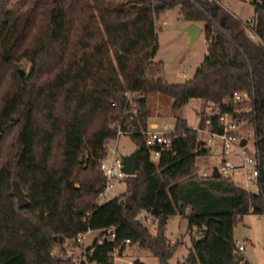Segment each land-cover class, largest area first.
Instances as JSON below:
<instances>
[{
	"label": "trees",
	"instance_id": "trees-1",
	"mask_svg": "<svg viewBox=\"0 0 264 264\" xmlns=\"http://www.w3.org/2000/svg\"><path fill=\"white\" fill-rule=\"evenodd\" d=\"M220 1L0 0V264H76L50 254L88 228L109 227L114 242H94L82 264H113L110 254L120 248L121 256L125 240L170 264L178 247L166 226L174 216L198 234L183 264H249L235 254L233 231L245 216L264 218V0H251L253 38ZM175 8L187 24L203 25L207 53L191 80L169 85L153 62L155 23ZM127 91L138 95L129 136L139 155L136 173L124 178V194L98 206V160L116 138L111 124L123 115ZM241 91L251 103L225 111L248 109L235 117L253 127L261 193L201 177L195 162L209 152L184 119L151 161L147 96H165L179 111L192 99L215 105ZM13 181L25 193V209L12 195ZM140 214L155 218L154 234Z\"/></svg>",
	"mask_w": 264,
	"mask_h": 264
},
{
	"label": "rangeland",
	"instance_id": "rangeland-1",
	"mask_svg": "<svg viewBox=\"0 0 264 264\" xmlns=\"http://www.w3.org/2000/svg\"><path fill=\"white\" fill-rule=\"evenodd\" d=\"M220 6L226 13L242 23L253 19L254 12L251 0H221ZM196 24L203 29L201 23ZM185 30L186 22L180 17L178 8L167 11L158 18L156 25L158 48L153 62L162 64L163 81L169 85L183 84L191 80L207 53V44L203 35H200L192 44H189V37L185 33ZM26 71H28V68ZM146 100L148 130L155 128L154 130L157 132H170L175 127L176 120L179 118L184 119L187 127L190 129L196 126L194 114L187 105L179 111H172V101L165 96L150 94ZM195 104L200 106L201 101L196 100ZM238 134L248 142V150H252L254 147L252 125L249 122L243 121L238 126ZM110 145L117 147V154L120 158L128 157L136 152V145L128 136H122L117 141H112ZM218 160L217 156L212 155L198 157L195 162L198 174L205 169L209 170L214 167L218 163ZM153 163L155 164L156 162L153 161ZM125 191L126 185L124 180L116 182L114 190L108 194V198H117L124 194ZM144 215L143 217L147 221L143 225L148 228L150 233L154 234L156 221H154L152 216ZM253 217L247 219L249 221L257 220L256 217ZM245 221L242 219L236 225L233 231L234 241L242 242L246 239L249 240L251 243L247 245L241 256L249 264H264V222L261 224L263 227L261 225L260 227L258 225L254 227L255 232L260 236V240L256 244L253 239H250V225L248 226ZM95 237L96 234L88 236L84 240V247H89ZM166 237L171 240V245L178 247V251H176L169 263L183 264L191 248V240L197 238L198 234L195 229L191 231L187 230V221L184 218H177L169 222ZM54 250L57 251L58 249L55 248ZM125 251L117 264H135V262L159 264L158 260L150 252L142 250L137 245L129 246Z\"/></svg>",
	"mask_w": 264,
	"mask_h": 264
},
{
	"label": "built area",
	"instance_id": "built-area-1",
	"mask_svg": "<svg viewBox=\"0 0 264 264\" xmlns=\"http://www.w3.org/2000/svg\"><path fill=\"white\" fill-rule=\"evenodd\" d=\"M158 21L155 23V27ZM253 20L250 19L243 23L244 28L249 38H253V32L250 29ZM138 95L127 91L124 93L125 107L123 115L119 120L114 121L111 124L112 131H115L116 138L108 141L103 145L106 155L105 158L98 160L99 169L104 177L103 189L98 195L96 205H101L108 202V194L114 190L116 182L123 181L126 175L122 170V159L117 154V147L111 146L112 141H117L122 136H130L134 133V126L131 123L134 120L136 114V103ZM195 99L190 100L186 105L193 112L196 126L191 129L198 135V141L206 148L209 155L217 156L219 158L218 163L210 168L205 169L200 173L203 178L212 177L213 169L216 168L219 173V177L229 179L243 190L259 194L261 193L260 187V172L261 162L255 147L252 150H248V142L238 134V126L243 123L235 117V115L244 114L248 109L242 111L228 112L225 111L231 105L250 104L252 97L246 91L235 92L226 101L221 104L203 103L201 105L195 104ZM114 106V104H113ZM213 118L215 121H213ZM126 122L129 125H126ZM151 128L144 133L145 145L151 149L150 159L157 162L160 156V152L168 148L171 144V136L175 134V127L170 132H157ZM245 140V145L241 146V141ZM144 214H140L138 219L145 223L147 220L143 217ZM146 215V214H145ZM144 215V216H145ZM152 216V215H150ZM155 220V218L152 216ZM85 221V220H83ZM96 234L95 242L98 245L102 243H112L115 240V229L113 227L105 228L100 231H93L87 229L83 233L77 234V236L71 240H66L62 246V249L51 252V257L55 259L70 258L76 264H82L84 256L86 255V249L84 247V240L92 235ZM129 241L125 240L121 246L128 247ZM235 254L241 255L244 249L247 247L246 242H236ZM120 248L113 249L110 257H112L113 264H117L121 256L117 253ZM92 252L89 253L91 255ZM123 254V252H122Z\"/></svg>",
	"mask_w": 264,
	"mask_h": 264
},
{
	"label": "water",
	"instance_id": "water-1",
	"mask_svg": "<svg viewBox=\"0 0 264 264\" xmlns=\"http://www.w3.org/2000/svg\"><path fill=\"white\" fill-rule=\"evenodd\" d=\"M203 29L197 25L196 23H189L186 27L185 33L189 37V44H192L201 34ZM18 73L20 76L23 75V71L20 69L18 70ZM245 140L241 141V146L245 145ZM138 153L134 152L128 157H124L122 159V170L126 177H131L134 176L136 173V168H137V162H138ZM212 177L215 179L219 178V173L217 172V169H213ZM12 195L16 199V203L19 209H25L28 206V201L25 197V193L21 189L20 185L18 182L13 181L12 182ZM120 205L124 204V201L119 202ZM156 212V211H155Z\"/></svg>",
	"mask_w": 264,
	"mask_h": 264
},
{
	"label": "crops",
	"instance_id": "crops-1",
	"mask_svg": "<svg viewBox=\"0 0 264 264\" xmlns=\"http://www.w3.org/2000/svg\"><path fill=\"white\" fill-rule=\"evenodd\" d=\"M187 23H186V27H187ZM200 35H203V31L201 32V34ZM199 35V36H200ZM254 217H256L257 218V220H252V221H249L247 218H252V216H246V217H244L243 218V220L245 221V219H247L246 221H245V223L249 226L250 225V229H249V231H250V239H253L254 241H255V243L257 244L258 243V241L260 240V236L255 232V229H254V227L256 226V225H258V227H260V225L262 224V222H264V218L263 217H259V216H254ZM253 217V218H254ZM177 218H182V217H180V216H174V217H172V218H170L169 220H168V222H167V226H168V224H169V222L171 221V220H175V219H177ZM260 220V221H259ZM167 226H166V231H167ZM252 227H253V229H252ZM261 227H263V225H261ZM264 228V227H263ZM173 235V234H172ZM167 239L169 240V241H171L168 237H167ZM237 242V241H236ZM242 242H246L247 243V245H249L251 242L249 241V240H244V241H242ZM178 251V250H177ZM126 251H124L123 252V254H122V256H121V258L123 257V255H124V253H125ZM120 258V259H121ZM246 261V260H245Z\"/></svg>",
	"mask_w": 264,
	"mask_h": 264
}]
</instances>
